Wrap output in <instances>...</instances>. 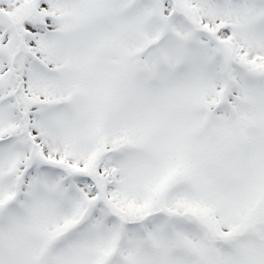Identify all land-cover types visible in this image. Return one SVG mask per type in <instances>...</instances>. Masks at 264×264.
Here are the masks:
<instances>
[{"label": "rangeland", "instance_id": "374dc122", "mask_svg": "<svg viewBox=\"0 0 264 264\" xmlns=\"http://www.w3.org/2000/svg\"><path fill=\"white\" fill-rule=\"evenodd\" d=\"M1 1L0 264H264V0Z\"/></svg>", "mask_w": 264, "mask_h": 264}, {"label": "trees", "instance_id": "16d2710c", "mask_svg": "<svg viewBox=\"0 0 264 264\" xmlns=\"http://www.w3.org/2000/svg\"><path fill=\"white\" fill-rule=\"evenodd\" d=\"M219 34H218V38L220 39V40H225L228 36H229V34H230V32H229V29H222V30H220L219 32H218ZM262 63H264V58L263 57H261V56H259V55H256V56H254L253 58H252V60H251V64H252V67H254V68H259V66L260 65H262ZM47 149H46V147H45V151H46ZM58 156V155H57ZM106 213H108V215L106 216V218H109V219H111L112 220V222L114 221L116 224H118V226L120 227L121 225H124V224H126L125 226L127 227V225H131V224H134L136 227L137 226H139L140 224H141V222H122L116 215H114L113 213H110L109 211H107ZM160 214V213H159ZM162 216V215H161ZM172 217H174V216H172ZM105 218V217H104ZM106 218H105V220H106ZM181 219L182 218H180L179 220H177V219H175V222H174V224H175V226L179 229V230H181V231H193V232H195L197 235H201V231L200 230H198V226L197 225H195V224H193V223H191V222H188V221H186V220H184V221H181ZM106 222V221H105ZM111 222V223H112ZM203 241L204 242H208L205 238H203ZM43 252V251H42Z\"/></svg>", "mask_w": 264, "mask_h": 264}, {"label": "flooded vegetation", "instance_id": "af4514ba", "mask_svg": "<svg viewBox=\"0 0 264 264\" xmlns=\"http://www.w3.org/2000/svg\"><path fill=\"white\" fill-rule=\"evenodd\" d=\"M25 2H26V3H29L30 1L25 0ZM10 3H11L12 5H16L17 0H11ZM29 4H30V3H29ZM2 21H3L5 24L9 25V26H12L13 23H14V19L11 18L10 10H9V9H8V10H3V9H2V1L0 0V28H1V26H2ZM12 69H15V70H16V67L13 66ZM17 69H20V68H17Z\"/></svg>", "mask_w": 264, "mask_h": 264}]
</instances>
